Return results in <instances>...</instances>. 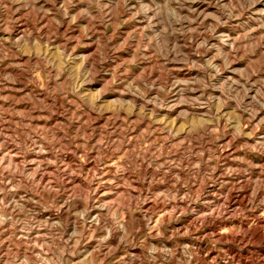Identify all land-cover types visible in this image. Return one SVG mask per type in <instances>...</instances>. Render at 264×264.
I'll return each mask as SVG.
<instances>
[{
	"label": "rangeland",
	"instance_id": "obj_1",
	"mask_svg": "<svg viewBox=\"0 0 264 264\" xmlns=\"http://www.w3.org/2000/svg\"><path fill=\"white\" fill-rule=\"evenodd\" d=\"M0 264H264V0H0Z\"/></svg>",
	"mask_w": 264,
	"mask_h": 264
}]
</instances>
